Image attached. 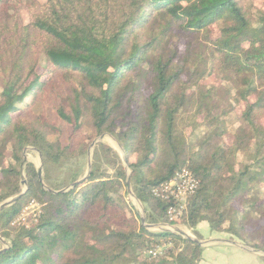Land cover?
<instances>
[{"label":"trees","instance_id":"trees-1","mask_svg":"<svg viewBox=\"0 0 264 264\" xmlns=\"http://www.w3.org/2000/svg\"><path fill=\"white\" fill-rule=\"evenodd\" d=\"M104 133L126 161L97 143L84 177ZM182 168L198 186L180 224L264 252V0H0V202L27 183L0 210V264H197L128 192L130 171L145 222L173 224L152 189Z\"/></svg>","mask_w":264,"mask_h":264},{"label":"crops","instance_id":"crops-1","mask_svg":"<svg viewBox=\"0 0 264 264\" xmlns=\"http://www.w3.org/2000/svg\"><path fill=\"white\" fill-rule=\"evenodd\" d=\"M189 231L185 232L194 235ZM195 231L205 241L197 264H264V254L247 250L248 246L228 233L211 230L206 221L199 222Z\"/></svg>","mask_w":264,"mask_h":264},{"label":"built area","instance_id":"built-area-1","mask_svg":"<svg viewBox=\"0 0 264 264\" xmlns=\"http://www.w3.org/2000/svg\"><path fill=\"white\" fill-rule=\"evenodd\" d=\"M198 186L197 178L187 168L178 170L169 180L160 186L152 189L153 195L167 202L165 209L166 217L173 224H164V228L169 225H182L180 221L185 213L188 199L195 193ZM25 220L24 213H21L11 224H17ZM163 247H155L147 250L146 253L155 256Z\"/></svg>","mask_w":264,"mask_h":264},{"label":"rangeland","instance_id":"rangeland-1","mask_svg":"<svg viewBox=\"0 0 264 264\" xmlns=\"http://www.w3.org/2000/svg\"><path fill=\"white\" fill-rule=\"evenodd\" d=\"M39 2H44V0H38ZM21 16H22V20L23 22H27L28 21V14L26 12V10L22 9L21 10ZM108 134V133H107ZM99 137V136H98ZM98 137H96L95 139H97ZM95 139H93L88 147H87V151H86V160L88 161V157L90 156V162H91V158H92V153H93V149L95 147V145L97 143H106L108 145H110L113 149H115L120 156H122V152H124L123 148H122V152L120 151V149L118 148V146L115 144V142L113 141V139L111 137H109L108 135H104L103 138L96 142L93 146H91V144L95 141ZM120 145V144H119ZM25 153V157H26V161H31L35 164L36 168L39 167L40 165V159H39V154L34 151L33 149H31V147H28V149H26V151L24 152ZM87 168V166H86ZM63 169V168H62ZM87 170V169H86ZM22 171V169H21ZM42 174V172H41ZM22 178L25 180L23 174H22ZM26 181V180H25ZM27 184V183H26ZM45 185V184H44ZM70 184L66 185L65 187L61 188V189H64V188H67ZM27 185H21V191H24L26 189ZM60 189V190H61ZM129 197L132 199V201L134 202L135 204V207L138 211V214L139 216L141 217L143 214H144V209L141 205V203H139L138 201H136L134 199V197H132L130 194H129ZM39 211V204L36 203L35 201H31L27 206H25L23 208V210L21 211V213H24L25 215V220L27 218H29L30 216H34L37 214V212ZM20 213V214H21ZM19 214V215H20ZM176 227H179L180 229L184 230V231H189V228L184 226V225H176ZM165 229H170V226L166 227ZM152 230H159L158 228L154 227L152 228ZM190 232V231H189ZM187 233V232H186ZM191 233V232H190ZM190 233H187L189 234L190 236L192 237H195L194 235L190 234ZM196 238V237H195ZM250 248V247H249Z\"/></svg>","mask_w":264,"mask_h":264},{"label":"water","instance_id":"water-1","mask_svg":"<svg viewBox=\"0 0 264 264\" xmlns=\"http://www.w3.org/2000/svg\"><path fill=\"white\" fill-rule=\"evenodd\" d=\"M104 135H108L109 137H111L112 139H113V141L115 142V144L118 146V148L120 149V151L122 152L123 150H122V148H121V146L119 145V143L117 142V140L112 136V135H110V134H107V133H104V134H102V135H100L97 139H95V141L91 144V146H93L96 142H98V141H100L102 138H103V136ZM27 149V148H26ZM26 149L24 150V152L26 151ZM39 154V153H38ZM122 159H123V161L125 162L126 161V157H125V154H124V152H122ZM39 159H40V165H39V167L37 168V175H38V180L41 182V183H43L42 182V174H41V172H42V162H41V156H40V154H39ZM26 161V157H25V153H24V157H23V162H25ZM90 165H91V162H90V156L88 157V161H87V170H86V174L84 175V177L85 176H87L88 174H89V171H90ZM84 177H82L81 179H78L77 181H75V183H78V182H80ZM21 185H26V181L23 179V178H21ZM75 183H72V184H70L67 188H64V189H61V190H59V191H65V190H67L69 187H72ZM127 185H128V192H129V194L132 196V197H134V199L136 200V201H138L139 203H140V201L132 194V191H131V189H130V171H127ZM24 191H21L18 195H16V196H14V197H11V198H7V199H5V200H3V201H1L0 202V210H2V209H4V208H6V207H8V206H10V205H12V204H14L17 200H18V198L21 196V194L23 193ZM141 222L143 223V225L147 228V229H152V228H154V227H156V228H158L159 230L161 229V230H166L163 226H164V224H148V223H146L145 222V218H144V214L141 216ZM170 226V229H168V230H171L172 232H175V233H177V234H180V235H182L183 237H185V238H189V239H192V240H194V241H196L199 245H203V243L205 242V241H201V240H199V239H197V238H195V237H192V236H190L189 234H187L184 230H182V229H180L179 227H176V226H174V225H169ZM0 241L2 242V244H3V248H5L6 246H5V241L2 239V238H0ZM247 250H250V251H254V252H259V253H262V254H264V252L263 251H261V250H257V249H253V248H246ZM1 251V250H0Z\"/></svg>","mask_w":264,"mask_h":264}]
</instances>
